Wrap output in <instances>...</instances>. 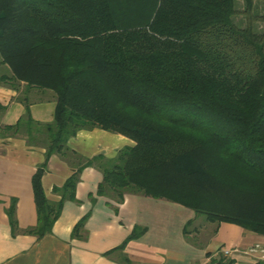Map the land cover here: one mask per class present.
I'll list each match as a JSON object with an SVG mask.
<instances>
[{
    "label": "trees",
    "instance_id": "obj_1",
    "mask_svg": "<svg viewBox=\"0 0 264 264\" xmlns=\"http://www.w3.org/2000/svg\"><path fill=\"white\" fill-rule=\"evenodd\" d=\"M244 1L238 26L235 0H0V64L11 72L1 77L55 95L51 121L26 104L0 125V137L45 148L32 176L35 233L51 230L95 164L99 194L163 197L264 235V0L260 15ZM93 127L134 143L82 158L67 140ZM52 153L73 167L52 188L57 200L41 181Z\"/></svg>",
    "mask_w": 264,
    "mask_h": 264
},
{
    "label": "crops",
    "instance_id": "obj_2",
    "mask_svg": "<svg viewBox=\"0 0 264 264\" xmlns=\"http://www.w3.org/2000/svg\"><path fill=\"white\" fill-rule=\"evenodd\" d=\"M2 74L10 77L11 72L0 64V125L14 124L26 104L34 120L53 119L52 90L3 79ZM133 143L99 127L80 129L67 140L82 158L113 157ZM44 153L43 146L29 145L22 136L0 137V264H264L258 253L245 251L255 243L264 246L263 234L233 222L199 218L192 208L163 197L125 192L120 200L99 194L102 171L95 164L82 168L74 198L63 201L51 230L38 235L33 231L37 212L32 176ZM72 169L59 154L49 156L41 178L48 199L59 198L52 188ZM135 228L141 233L128 238ZM223 248H230V254L223 255Z\"/></svg>",
    "mask_w": 264,
    "mask_h": 264
},
{
    "label": "rangeland",
    "instance_id": "obj_3",
    "mask_svg": "<svg viewBox=\"0 0 264 264\" xmlns=\"http://www.w3.org/2000/svg\"><path fill=\"white\" fill-rule=\"evenodd\" d=\"M245 1L244 0H235V8H236V14L234 15V20L238 24V26H245L246 24V17L243 14ZM263 11V5L260 0H253V13L255 15L262 14ZM254 26L256 30H260L262 27V22L255 21ZM199 218L205 219V215L201 214L199 215Z\"/></svg>",
    "mask_w": 264,
    "mask_h": 264
},
{
    "label": "built area",
    "instance_id": "obj_4",
    "mask_svg": "<svg viewBox=\"0 0 264 264\" xmlns=\"http://www.w3.org/2000/svg\"><path fill=\"white\" fill-rule=\"evenodd\" d=\"M248 253H258L259 257L261 259H264V246L260 245L259 243H255L254 245L250 246L245 250ZM223 255H229L231 252L230 248H223L221 250ZM201 264H208L207 262L201 263Z\"/></svg>",
    "mask_w": 264,
    "mask_h": 264
}]
</instances>
